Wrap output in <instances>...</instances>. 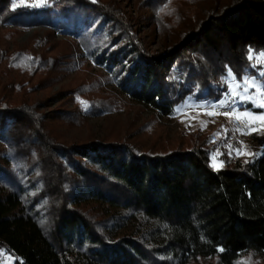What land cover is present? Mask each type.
Instances as JSON below:
<instances>
[{
    "label": "trees",
    "instance_id": "16d2710c",
    "mask_svg": "<svg viewBox=\"0 0 264 264\" xmlns=\"http://www.w3.org/2000/svg\"><path fill=\"white\" fill-rule=\"evenodd\" d=\"M202 14L159 52L100 0H0V32L48 26L70 34L96 64L114 71L130 99L170 115L189 96L221 97L222 86L204 74L210 61L237 72L249 47L264 50V0H213ZM0 62L14 70L32 65L35 74L57 67L1 41ZM21 85L0 93V249L15 264H190L214 257L234 264L264 256V149L217 171L203 148L153 153L125 141L67 142L53 121L74 113L46 115L25 97L17 102Z\"/></svg>",
    "mask_w": 264,
    "mask_h": 264
},
{
    "label": "rangeland",
    "instance_id": "374dc122",
    "mask_svg": "<svg viewBox=\"0 0 264 264\" xmlns=\"http://www.w3.org/2000/svg\"><path fill=\"white\" fill-rule=\"evenodd\" d=\"M100 1L115 7L117 14L126 20L147 49L159 52L181 39L180 35L189 30L187 27L192 29L200 12V16H203L202 13L212 5L213 0ZM185 23L189 24L186 28L183 26ZM2 27L5 25L2 24ZM0 41L9 51L24 50L36 60L41 55L56 63L53 71L43 69L35 74L32 65L30 71H27L26 65L14 70L0 62V93H11L14 89L12 84L17 82L18 86L24 84L21 91H17V102L25 97L31 103H38L39 109L46 115L61 110L74 113L68 115L71 118L67 121H53L55 131L67 142H85L94 138L125 141L139 152L153 153L203 148L208 151L211 165L213 155L216 156V163L223 161L219 169L234 166L237 162L248 163L263 152L264 135L249 131L228 117H209L205 114L206 109L187 106L177 112L176 109L188 97L170 115H162L133 101L114 81V71L106 64H96L80 40L63 31H53L48 26H34L14 35L2 31ZM251 49L253 59L248 60V51L244 65L237 66V72L233 67H226L232 70L237 80L245 75L257 76L261 61H264L261 55L264 50ZM253 64L257 65L256 69H253ZM210 65L211 68L205 67L204 74L216 79L222 86V92H226L228 85H221V77L225 76L226 69L222 70L216 61H210ZM4 88L5 92H1ZM217 95L219 93H215L214 97L210 95L209 100L218 101L221 97L216 98ZM193 97L194 101H202ZM247 108H252L251 103L247 104ZM240 110L243 111L244 107ZM261 111L264 110H255L257 114ZM252 127L260 129L261 124L257 121ZM2 148L0 142V150ZM236 149L254 155H237ZM0 264H15V258L0 249ZM190 264H219V260L216 257L199 258ZM237 264H264V256L250 254Z\"/></svg>",
    "mask_w": 264,
    "mask_h": 264
},
{
    "label": "snow or ice",
    "instance_id": "6c2138e0",
    "mask_svg": "<svg viewBox=\"0 0 264 264\" xmlns=\"http://www.w3.org/2000/svg\"><path fill=\"white\" fill-rule=\"evenodd\" d=\"M15 2V0H14ZM34 6V5H25ZM249 55L248 60L253 59L252 49H248ZM264 57V53L261 54ZM253 69L257 68V65H252ZM259 77V79L257 78ZM221 85H228V90L221 93V98L218 101L204 100L194 101L193 96H189L184 104L179 106L176 111L180 112L187 107L204 108L206 109V115L214 117L217 115H223L228 117L230 120L236 122L237 125L249 129V131H256L260 135H264V111L255 112L256 109L264 110V61H261V67L257 70V76H242L239 80L236 79L230 68L226 69L225 76L221 77ZM193 101V103H189ZM251 103L252 108H247V104ZM244 107L241 111L240 108ZM220 109H226L225 111H219ZM260 122L261 128H253L252 124ZM203 123V122H202ZM239 130V129H237ZM231 151V146H229ZM237 155H254L253 153H243L239 149H236ZM223 161L219 164L216 163V156L213 155L212 167L214 170H219L222 166ZM223 248H218V252H223ZM237 264V262H234Z\"/></svg>",
    "mask_w": 264,
    "mask_h": 264
}]
</instances>
